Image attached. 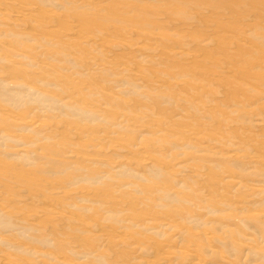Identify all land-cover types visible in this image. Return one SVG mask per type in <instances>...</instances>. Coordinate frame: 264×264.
I'll use <instances>...</instances> for the list:
<instances>
[{
  "label": "rangeland",
  "instance_id": "374dc122",
  "mask_svg": "<svg viewBox=\"0 0 264 264\" xmlns=\"http://www.w3.org/2000/svg\"><path fill=\"white\" fill-rule=\"evenodd\" d=\"M0 46V264H264V0H0Z\"/></svg>",
  "mask_w": 264,
  "mask_h": 264
},
{
  "label": "bare ground",
  "instance_id": "6f19581e",
  "mask_svg": "<svg viewBox=\"0 0 264 264\" xmlns=\"http://www.w3.org/2000/svg\"><path fill=\"white\" fill-rule=\"evenodd\" d=\"M24 2H25V1H24ZM60 3H61V2H60ZM26 5H27V4H26ZM29 5H30V4H29ZM11 6H12V5H11ZM27 7H28V9H26ZM27 7L25 6V9H26V11H29L31 7H29V6H27ZM35 9L37 10V7H36ZM35 9H34V10H35ZM32 10H33V9H32ZM23 11H25V10L23 9ZM30 12H33V11H30ZM36 12H37V11H36ZM30 14H33V13H30ZM20 15H21V14H20ZM14 16H15V15H14ZM11 17H12V16H11ZM17 17H18V16H17ZM17 17L15 18L16 21H17ZM19 17H21V16H19ZM8 18H9V17H8ZM12 19H13V18H11V20H12ZM15 19L12 20V22H13V21L16 22ZM6 23H7V22H6ZM44 23H45V22H44ZM16 25H17V23H16ZM74 25H75V24H74ZM18 27H19V26H18ZM18 27H17V28H18ZM25 30H27V29H25ZM128 31H129V30H128ZM135 31H136V30H135ZM44 35H45V34H44ZM47 37H49V36H47ZM7 38H8V37H7ZM53 39H54V38H53ZM47 40H48V39H47ZM52 41H53V40H52ZM56 41H57V40H56ZM57 42H58V41H57ZM13 43H14V42H13ZM0 47H1V46H0ZM105 50H106V49H105ZM23 52H24V51H23ZM6 54H7V53H6ZM1 55H2V54H1ZM9 60H10V59H9ZM33 61H34V60H33ZM44 65H45V64H44ZM121 65H122V64H121ZM120 67H121V66H120ZM12 81H13V80H12ZM13 86H14V85H13ZM3 87H4V86H3ZM27 89H28V88H27ZM30 89H31V88L29 87V90H30ZM29 90H28L27 92H30ZM32 90H33V89H32ZM32 90H31V91H32ZM33 91H34V90H33ZM36 91H37V90H36ZM36 91H35V92H36ZM3 92H4V91H3ZM35 92H34V94H35ZM5 93H6V92H5ZM10 99H11V98H10ZM68 101H69V100H68ZM79 104H80V103H79ZM95 106H96V105H95ZM83 107H84V106H83ZM90 107H91V106H90ZM100 107H101V106H100ZM84 108H85V107H84ZM79 110H80V109H79ZM5 116H6V115H5ZM130 116H131V115H130ZM130 116H129V117H130ZM130 119H132V118H130ZM16 120H17V119H16ZM23 121H24V120H23ZM23 121H22V125H23ZM26 121H27V120H26ZM20 122H21V121H20ZM27 122H28V121H27ZM29 122H30V121H29ZM160 122H161V121H160ZM33 123H34V122H33ZM127 123H128V122H127ZM149 123H150V122H149ZM30 125H31V124H30ZM35 125H36V124H35ZM26 126H27V124H26ZM145 126H146V125H145ZM61 127H62V126H61ZM139 127H140V126H139ZM137 128H138V127H137ZM83 129H84V128H83ZM120 129H121V128H120ZM138 129H139V128H138ZM138 129H136V130H138ZM153 130H154V129H153ZM113 131H114V130H113ZM110 132H111V131H110ZM172 132H173V131H172ZM68 133H69V132H68ZM72 133H73V131H72ZM167 133H168V132H167ZM169 133H170V132H169ZM73 134H75V133H73ZM170 134H171V133H170ZM9 136H10V135H8V137H9ZM166 136H167V135H166ZM144 137H145V136H144ZM96 141H97V140H96ZM113 149H114V148H113ZM175 158H176V157H175ZM6 163H7V162H6ZM17 168H18V167H17ZM0 172H1V171H0ZM218 179H219V178H218ZM0 186H1V185H0ZM225 186H226V185H225ZM61 192H62V191H61ZM63 193H64V192H63ZM22 195H23V193H22ZM30 195H31V194H30ZM19 198H20V197H19ZM17 200H18V199H17ZM23 200H24V199H23ZM10 201H11V200H10ZM4 205H5V204H4ZM45 208H46V207H45ZM13 209H15V208H13ZM17 209H18V208H17ZM49 209H50V208H49ZM122 209H123V208H122ZM160 209H161V208H160ZM15 210H16V209H15ZM44 210H45V209H44ZM45 211H46V210H45ZM9 214H10V213H9ZM9 214H8V215H9ZM58 214H59V213H58ZM115 217H116V216H115ZM112 219H113V218H112ZM37 220H38V218H37ZM58 220H59V219H58ZM61 220H62V219H61ZM61 220H60V221H61ZM51 222H52V221H51ZM157 224H158V223H157ZM175 225H176V224H175ZM161 226H162V225H161ZM173 227H174V226H173ZM179 227H180V226H179ZM180 228H181V227H180ZM159 232H160V231H159ZM47 235H48V234H47ZM141 237H142V235H141ZM62 240H63V239H62ZM117 243H118V242H117ZM174 243H175V240H174ZM14 244H15V243H14ZM28 249H29V248H28ZM28 249H27V250H28ZM140 249H141V247H140ZM143 249H144V248H143ZM32 250H33V247H32ZM32 250H29V251L33 252ZM141 250H142V249H141ZM42 252H43V251H42ZM42 252H40L39 255H40ZM140 252H141V251H140ZM47 254H48V253H47ZM42 255H43V253H42ZM42 255H41V256H42ZM44 255L46 256V253H44ZM44 255H43V256H44ZM18 256H19V255H18ZM1 258H2V257H1ZM18 258H19V257H18ZM2 260H3V259H2ZM63 261H64V260H63ZM20 262H21V261H20Z\"/></svg>",
  "mask_w": 264,
  "mask_h": 264
}]
</instances>
